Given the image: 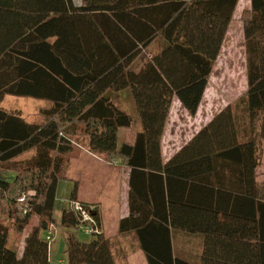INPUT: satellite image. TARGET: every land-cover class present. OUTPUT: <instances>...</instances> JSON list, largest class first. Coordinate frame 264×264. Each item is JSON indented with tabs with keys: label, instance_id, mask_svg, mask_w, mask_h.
Masks as SVG:
<instances>
[{
	"label": "trees",
	"instance_id": "1",
	"mask_svg": "<svg viewBox=\"0 0 264 264\" xmlns=\"http://www.w3.org/2000/svg\"><path fill=\"white\" fill-rule=\"evenodd\" d=\"M86 1L0 0V101L6 94L49 101L40 122L0 105V264H50V226L60 228L68 264H116L95 205L73 191L68 197L91 206L98 232L87 241L76 237L81 220L70 204L54 217L76 133L89 151L130 168L129 213L118 231L135 232L147 264H264V183L255 180L264 138V0H249L240 14L249 137L238 139L226 105L165 162L160 141L172 97L195 114L238 0ZM167 8L168 24L169 14L157 13ZM191 16L214 20L216 29L190 36ZM177 24L183 36H169ZM156 38L160 48L135 66ZM127 88L141 128L132 144L118 145V128L133 119L112 95ZM10 227L26 230L20 256L7 245ZM188 238L199 246L194 257L184 247Z\"/></svg>",
	"mask_w": 264,
	"mask_h": 264
},
{
	"label": "crops",
	"instance_id": "2",
	"mask_svg": "<svg viewBox=\"0 0 264 264\" xmlns=\"http://www.w3.org/2000/svg\"><path fill=\"white\" fill-rule=\"evenodd\" d=\"M72 2L74 5H80L86 3L87 1L72 0ZM192 9H194V6ZM242 9L243 8L237 10V7L234 8L233 14L228 20L226 29L223 34L224 38L221 47L223 46L225 37L243 36L242 25L240 22V14ZM157 13L158 15L161 16H165L169 14V18L168 21H166L167 22L166 24H168L169 20L173 16V10L171 8H167L165 10H159V12ZM190 25L192 27V30L189 32L190 36L209 35L208 32L209 25H212V27L216 29V24L214 23V20L211 23H207L206 17H197L194 20V16H191ZM194 25L196 26L195 30H194ZM177 30H178V24L177 26L174 27V31L172 33H169L168 35L183 36L181 32L177 33ZM212 32L214 35L215 30L213 29ZM144 33L145 30H142L141 34ZM155 36H163V35L161 34L160 31H158L157 35ZM149 56L150 54L148 55V57ZM243 60L245 62V58ZM245 80H246V73H245ZM129 95H130L132 110L126 112L131 115L132 119L134 118V116L137 118L138 125L133 126L132 124L129 127H119L117 133L118 145L122 142H127L132 144L134 141L136 131L141 128L135 103L130 92ZM112 101L118 106L117 102H115L114 100ZM170 106H174L177 109L176 115L178 116V119H175L173 122V124L176 126L177 121L182 116V114L184 113L188 114V112L182 106V104L180 103V101L177 99L176 96L172 97ZM211 118L212 117H208L206 121L203 122V125L206 124ZM167 123H168V117L166 119V123L160 141L161 158L163 162H165L181 146L179 145L178 147L174 148V141L171 140L167 143L166 147H164L163 139L167 128ZM197 130L198 129H196L194 133L197 132ZM121 133H124V136L123 135L121 136ZM170 135L174 137V132H170ZM74 136L77 137L78 136L77 133L74 134ZM237 136L239 140H244L249 137L248 133L246 136L245 135L239 136L238 132H237ZM79 138H80L79 140L74 139L72 141V148L64 156L65 158L64 178L58 182L56 196H58V189L61 188L62 195H60V198H65V197L68 198L71 191H73L74 196L77 199L95 205L101 223L103 234H104V229H103L102 216L103 214H105V212L108 209H110L117 219V233H115L112 238L110 239L107 238L110 242V248L113 253L115 263L116 264H147L145 255L141 250V248L139 247V243L135 235V232L133 230L127 232L118 231V222L120 218L128 215L129 213L128 175L130 168L124 164H119L118 161H113L112 163H109L103 160L99 155L88 150L86 146L87 139L84 136L81 135L79 136ZM258 165L255 168V180L258 183H264V179H262V177L258 175L259 174L257 171ZM60 209H59V215H60ZM56 230L60 231V228L59 227L54 228L53 234H55ZM25 234H26V230L21 232L18 236H15L16 238H14L13 243L12 242L9 243L10 241L9 239L11 237L10 233L7 238V245L13 247L18 256H20L23 251V247H24L23 239ZM181 236H182L181 232H177L174 234V239H175L174 244L176 246H178L179 244L182 245ZM193 250H194V254H192V256L194 257L196 252L199 250V246L195 247L194 244ZM52 251L54 252L52 253ZM62 254L65 259H63L62 257H58V258L54 257L55 248L50 244V252H49L50 264H61V263L68 264L65 241H64Z\"/></svg>",
	"mask_w": 264,
	"mask_h": 264
},
{
	"label": "rangeland",
	"instance_id": "3",
	"mask_svg": "<svg viewBox=\"0 0 264 264\" xmlns=\"http://www.w3.org/2000/svg\"><path fill=\"white\" fill-rule=\"evenodd\" d=\"M236 7L237 10L244 7H249V0H238ZM160 45V38L153 40L135 59L134 65L137 67L141 65L143 61L148 58L149 54L151 55L160 48ZM244 58L243 36L225 37L223 46L219 50L208 77L206 88L197 108V112H195L193 115H190L189 113L182 114L175 126L173 122L175 119H178V116L176 115L177 109L174 106H170L168 112L169 116H167V128L163 139L164 147H166L167 143L171 140L174 141V148L184 144L194 134V131L203 125V122H205L208 117H213L226 105L230 106L231 112L234 115L233 117L238 135L246 136L247 133L249 135L250 121L244 98V93L246 91ZM112 100L117 102L118 106L122 110H132L128 89H122L113 92ZM0 105L5 109L18 111L22 117H24L29 122H40L43 119L41 110L49 106V101L29 95L6 94L0 101ZM132 124L133 126L138 125V120L135 116L133 118ZM170 132H174V137L170 135ZM122 135L124 136V133H121V136ZM72 139L79 140L80 138L79 136H72ZM33 151L34 150L31 149L27 152H24L23 154L17 156L16 160H23L24 158L30 156ZM258 158V175L264 179V138H262L258 144ZM59 189L54 211V217L56 221H59V209L62 206V203L59 201L60 195H62V189ZM5 211V200L4 198H0L1 220L6 219ZM102 222L104 236L108 239L112 238L114 234L117 233V219L110 209H108L105 214H103ZM9 233L11 235L9 243H13L14 238H16L15 236L20 234L11 227ZM76 237L80 240L87 241L91 236L84 234L81 231H77ZM186 243L187 244L184 247L186 248L187 253L194 254L193 247L194 244L195 247H197V241L188 238ZM51 245L55 248L54 257H62L65 259L62 254L64 237L62 236L61 231H55V234H53V238L51 240ZM53 252L54 251H52V253Z\"/></svg>",
	"mask_w": 264,
	"mask_h": 264
},
{
	"label": "built area",
	"instance_id": "4",
	"mask_svg": "<svg viewBox=\"0 0 264 264\" xmlns=\"http://www.w3.org/2000/svg\"><path fill=\"white\" fill-rule=\"evenodd\" d=\"M30 193V192H28ZM24 194H22L19 199H22ZM61 203L70 204V206L79 214L80 217V225L79 231L83 232L84 234L91 235L92 233L98 232L97 225L95 223L94 217L91 215L90 210L91 206L84 207L78 200L76 199H69V198H59ZM45 239L48 241L49 246L51 244V240L53 238V228H49L48 231L45 233Z\"/></svg>",
	"mask_w": 264,
	"mask_h": 264
}]
</instances>
